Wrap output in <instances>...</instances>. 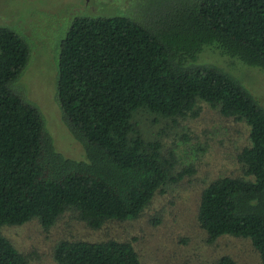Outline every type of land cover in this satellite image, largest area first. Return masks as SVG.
Masks as SVG:
<instances>
[{
  "label": "trees",
  "instance_id": "16d2710c",
  "mask_svg": "<svg viewBox=\"0 0 264 264\" xmlns=\"http://www.w3.org/2000/svg\"><path fill=\"white\" fill-rule=\"evenodd\" d=\"M182 16L180 30L166 33L121 13L71 18L58 43L55 87L83 159L57 151L38 106L10 88L28 45L0 24V226L34 218L47 229L68 213L98 228L137 216L171 184L192 182L208 144L204 138L175 150L163 143V128L152 135L148 124L179 125L206 104L243 124L245 134L231 170L193 183L200 190L195 220L208 243L222 234L247 238L264 264V106L198 57L214 45L264 70V0H185ZM30 255L0 230V264H27ZM51 257L55 264H141L129 240L114 238H60ZM222 258L218 264L232 262Z\"/></svg>",
  "mask_w": 264,
  "mask_h": 264
},
{
  "label": "rangeland",
  "instance_id": "374dc122",
  "mask_svg": "<svg viewBox=\"0 0 264 264\" xmlns=\"http://www.w3.org/2000/svg\"><path fill=\"white\" fill-rule=\"evenodd\" d=\"M104 1L113 3L115 12L120 7H126L125 12L132 18L154 24V28L162 29L165 33L180 30L184 25L182 12L185 0H98L97 8L112 13V9L104 7ZM81 2L0 0V24L9 26L24 37L28 45L26 62L9 86L20 97L38 106L44 130L54 148L73 159H83L84 151L81 142L73 136L64 121L56 98V61L59 40L71 18L81 12L76 8ZM198 57L199 62L217 65L234 76L264 106V70L260 67L245 64L214 45L203 46ZM144 119L142 115L143 128L148 124ZM148 125L147 130L152 135L163 128L166 132L161 133L163 143L175 150L180 147L191 150L193 141L206 138L208 144L204 153L199 155L200 164L192 182H177L173 187L171 184L168 188L172 189L155 194L137 216L109 219L98 228L87 227L72 214L69 217L68 213L57 217L47 229L34 218L19 224H2L0 230L13 245L31 253L27 264H55L51 247L64 237L90 241L106 238L129 240L141 264H182L184 260L191 264H218L219 261L223 262L224 256L232 260L230 264H261L247 238L222 234L208 243L205 232L195 220L200 190L193 183L199 185L202 182L199 180L234 167V153L244 139L245 126L233 122L206 104H202L195 117H186L179 125L169 126L164 122ZM182 133L189 136L185 142L180 141Z\"/></svg>",
  "mask_w": 264,
  "mask_h": 264
},
{
  "label": "flooded vegetation",
  "instance_id": "af4514ba",
  "mask_svg": "<svg viewBox=\"0 0 264 264\" xmlns=\"http://www.w3.org/2000/svg\"><path fill=\"white\" fill-rule=\"evenodd\" d=\"M104 2H105L104 3V7L107 6L108 9H112V12L121 13V14H127L125 12V8L126 7H120L119 11L115 12V9H114L115 5L113 3L108 2V1H104ZM97 5H99L98 0H95L94 2H92L91 0H82V2L80 4L76 5V8H78L81 11L79 13H84V12H95V13H98L95 10H97V9H98L97 11H101V10L96 7ZM127 15H129V14H127Z\"/></svg>",
  "mask_w": 264,
  "mask_h": 264
}]
</instances>
